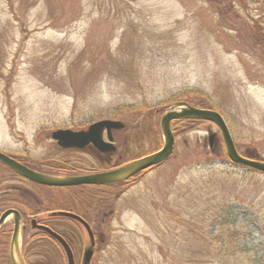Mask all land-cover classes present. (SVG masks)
<instances>
[{
  "label": "rangeland",
  "instance_id": "374dc122",
  "mask_svg": "<svg viewBox=\"0 0 264 264\" xmlns=\"http://www.w3.org/2000/svg\"><path fill=\"white\" fill-rule=\"evenodd\" d=\"M247 2L235 20L209 0H0V150L44 170L58 160L96 166L51 134L113 119L124 123L114 158L140 157L162 147V113L184 93L182 101L221 112L237 149L264 161V44H255L247 18L264 21V6ZM172 129L175 148L164 163L85 193L96 200L91 264H182L203 245L192 219L201 229L210 201L233 203L244 241L264 247V174L233 164L212 122ZM9 173L0 165L1 178ZM9 184L27 186L21 178ZM49 198L76 203L61 190ZM78 232L81 253L89 237L83 226ZM43 251L33 264H67L63 252Z\"/></svg>",
  "mask_w": 264,
  "mask_h": 264
},
{
  "label": "water",
  "instance_id": "95a60500",
  "mask_svg": "<svg viewBox=\"0 0 264 264\" xmlns=\"http://www.w3.org/2000/svg\"><path fill=\"white\" fill-rule=\"evenodd\" d=\"M179 119H199L214 123L222 136L226 154L231 162L252 168L264 174V161L245 157L238 151L230 128L224 116L215 109L204 108L192 105L186 101H178L165 108L161 121L160 130L163 136V145L160 149L133 159L111 170L84 174V175H56L39 172L25 164L21 163L12 156L0 151V162L11 168L20 176L30 179L34 182L50 185V186H75L81 184H112L129 180L136 174L153 168L165 162L174 152L176 137L173 133L172 123ZM124 127V123L120 120L103 119L89 125L84 130L58 129L52 132L51 137L61 148H83L89 143L95 144L102 151L116 150L113 144V130H119ZM104 130L108 133V142L103 140ZM217 137V133L212 132L209 135V146L213 147V142ZM107 145V146H105ZM13 214L15 217V229L11 244V257L13 264H26L21 252V215L17 210H7L0 217V224L5 218ZM54 216H65L72 218L81 223L88 235L89 243L84 247L82 256V264H91L95 251V235L91 225L76 213L65 210H57L52 212ZM33 227L46 231L55 238L63 247L68 264H75V257L68 242L52 228L39 224L37 220L32 221Z\"/></svg>",
  "mask_w": 264,
  "mask_h": 264
},
{
  "label": "flooded vegetation",
  "instance_id": "af4514ba",
  "mask_svg": "<svg viewBox=\"0 0 264 264\" xmlns=\"http://www.w3.org/2000/svg\"><path fill=\"white\" fill-rule=\"evenodd\" d=\"M115 131L116 130H113L112 132V136H113L112 142L115 145L116 150L102 151L93 143H89L83 148H61L59 146L64 151L74 150V151L83 152L89 155L90 158L92 159L94 158L97 161H99L97 163L98 165L96 166H95V163H92V160L78 159L73 162L69 160H63V161L58 160L57 165H52V168H51L52 170L50 169L44 170L42 168L34 166V164L31 165L32 164L31 162L25 161L24 159H21L17 156H12V155L10 156L17 159L18 161L25 164L26 166L34 170H37L39 172H43V173L73 176V175H84V174L103 172V171L113 169L129 161V160L123 161L121 155L118 158H114V154L117 153V151L119 150L116 144V140H115ZM108 139H109L108 133L106 130H104L103 140L105 142H108L109 141ZM42 164L44 165L45 162L43 161ZM3 165L6 166L5 164ZM6 167L10 169L11 171H13L8 166ZM13 172L16 173L15 171ZM9 174L6 178L0 177V217L5 211L10 210V209L17 210L20 213L21 215V237H20L21 252L23 254L26 264L35 263V258H33V256L31 258L27 256V253H29V250H25L24 244H25V240H27L28 237L31 236L32 238L33 235L38 236L37 244L42 245V248L44 251H46V253H48L49 251V242H50L49 237H51V235H49V233H47L44 230L34 228L32 224L33 220H37L39 224L46 225L52 228L53 230H55L58 234H60L70 245L73 251L74 257H75V264H82L83 250L81 253H79L80 247L75 245V240H74L75 238L80 236V233L77 231L69 230V229H62L60 227L61 221L56 220V218L63 217V216H54L52 212L57 211V210L51 211L49 210V207L50 206L63 207L64 204L57 205L58 203L51 202V198H49L50 189L61 190L66 199L69 198L72 201L73 200L76 201L77 203V200H79V194H82V193L84 195L85 193L88 194V191L91 192L90 189L93 187L94 188L95 187H112L115 185L120 186L130 181L128 180L123 183H115V184L112 183V184H103V185L81 184V185H75V186H50V185H45V184L34 182L16 173L21 178L22 182H24L25 185H27L26 186L27 188H26V187H15L14 185L9 184V182L11 183V181L13 182L16 180V178H19L15 174H11V173ZM139 175H142V174L141 173L137 174L133 178ZM43 189H45L44 192H43ZM88 196H90V194H88ZM65 211H69V210H65ZM55 222H57V224H55ZM14 229H15V217L13 214H10L0 224V264H13L12 257H11V244H12V237L14 234ZM53 239L56 240L55 238ZM62 252L65 254L63 247H62ZM79 255L81 256L79 257ZM41 264H47V263L41 262ZM67 264H68V261H67Z\"/></svg>",
  "mask_w": 264,
  "mask_h": 264
},
{
  "label": "trees",
  "instance_id": "16d2710c",
  "mask_svg": "<svg viewBox=\"0 0 264 264\" xmlns=\"http://www.w3.org/2000/svg\"><path fill=\"white\" fill-rule=\"evenodd\" d=\"M213 4L218 3L221 6L223 16L232 17L235 20L243 18L244 11H248L249 2L247 0H242V3L237 5L235 0H209ZM226 2V3H225ZM228 2V3H227ZM246 2V3H245ZM259 4L264 6V0H257ZM264 8V7H263ZM248 21L253 25L256 24L255 30H251L252 39L255 40L256 45L264 44V21L261 19H255V17H248ZM246 18V19H247ZM251 19V20H250ZM258 26V28H257ZM253 29V28H252ZM250 32V34H251ZM187 98V94H181L178 100H184ZM203 120L199 119H180L175 120L173 124L178 122L194 124L200 123ZM5 170H8L11 174H15L13 171L8 169L6 166L1 164ZM257 172V171H256ZM17 177H19L17 175ZM20 178V177H19ZM117 186V185H115ZM83 197L87 200L84 204H81L80 199L77 200L79 203H68L64 204L63 207H54L50 206L49 210H69L84 218L91 226L93 223L94 215L97 216L94 212L93 204L95 205V199L92 197H86L83 193L79 194V198ZM83 199V200H84ZM74 201V200H73ZM87 203V204H86ZM59 205V204H57ZM80 205V206H79ZM76 206V207H74ZM236 206L233 203H211L209 202L206 205V208L202 209L205 218L202 220V228L200 229V219L194 220L193 228L194 238L197 242L202 243V247L197 248L194 251L188 249L181 258L184 264H264V247L260 248L257 245H249L244 241V233L242 232L244 228V223L239 221V218L235 215ZM198 214V213H197ZM197 216V215H196ZM205 219L208 220V225L205 222ZM56 220H63L60 222V227L62 229H69L78 232V226H81L79 222L67 218V217H57ZM191 220V219H190ZM64 222V223H63ZM245 222V221H244ZM53 224V223H52ZM57 224V222H55ZM75 224V225H74ZM51 225V224H50ZM215 227V231L211 232L210 229ZM210 228V229H209ZM200 229V230H199ZM95 233V232H94ZM97 233H95V236ZM38 236L33 235L25 240V250H29L27 256L30 258L35 255H39V251L42 245L37 244ZM49 253H56L60 258L62 257V247L61 245L54 240L52 237H49ZM75 245L80 247L83 244L81 234L79 237L75 238ZM261 244H264V240L261 241ZM27 252V251H26ZM46 252V251H43ZM41 256V255H39ZM38 256V257H39ZM186 262V263H185ZM37 263V262H36ZM182 263V264H183Z\"/></svg>",
  "mask_w": 264,
  "mask_h": 264
}]
</instances>
